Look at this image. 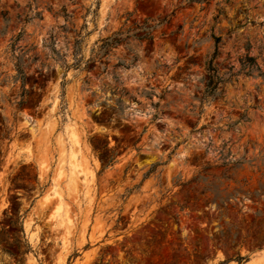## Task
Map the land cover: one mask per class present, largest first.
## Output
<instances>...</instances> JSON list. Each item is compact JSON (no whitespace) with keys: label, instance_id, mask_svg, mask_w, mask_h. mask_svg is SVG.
<instances>
[{"label":"rangeland","instance_id":"1","mask_svg":"<svg viewBox=\"0 0 264 264\" xmlns=\"http://www.w3.org/2000/svg\"><path fill=\"white\" fill-rule=\"evenodd\" d=\"M0 264H264V0H0Z\"/></svg>","mask_w":264,"mask_h":264},{"label":"trees","instance_id":"2","mask_svg":"<svg viewBox=\"0 0 264 264\" xmlns=\"http://www.w3.org/2000/svg\"><path fill=\"white\" fill-rule=\"evenodd\" d=\"M201 1H207V0H201ZM214 42L216 48L219 43V38H214ZM206 73H207L206 87L207 89H209V93L214 95L218 91V87L221 86L224 83V81L219 75L217 67L213 64V59L207 62Z\"/></svg>","mask_w":264,"mask_h":264}]
</instances>
